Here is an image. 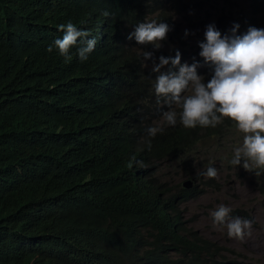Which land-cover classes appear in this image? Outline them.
<instances>
[{"label": "trees", "instance_id": "obj_1", "mask_svg": "<svg viewBox=\"0 0 264 264\" xmlns=\"http://www.w3.org/2000/svg\"><path fill=\"white\" fill-rule=\"evenodd\" d=\"M66 22L63 0H0V264H144L161 252L180 258L164 264H209L180 210L205 190L167 182L219 151L233 172L235 129L135 128L120 103L98 96L94 62L47 51ZM258 190L264 205L262 181Z\"/></svg>", "mask_w": 264, "mask_h": 264}, {"label": "clouds", "instance_id": "obj_2", "mask_svg": "<svg viewBox=\"0 0 264 264\" xmlns=\"http://www.w3.org/2000/svg\"><path fill=\"white\" fill-rule=\"evenodd\" d=\"M63 1L74 22L56 26L58 39L47 51L56 47L66 62H94L98 96L120 103L135 128L148 129L150 137L180 125L216 127L228 122L239 141L230 161L233 172H251L262 201L258 184L264 183V0ZM137 163L144 167L142 161ZM197 175L202 173L184 177L179 172L167 184L173 192L177 186L205 187L194 183ZM204 175L214 180L218 171L209 167ZM185 204L180 205L182 217ZM230 211L220 205L212 212L214 226L226 227L230 238L251 235L252 222L235 211L231 218ZM189 230L209 264H228L216 244ZM167 258L180 259L161 252L144 264H164Z\"/></svg>", "mask_w": 264, "mask_h": 264}, {"label": "rangeland", "instance_id": "obj_3", "mask_svg": "<svg viewBox=\"0 0 264 264\" xmlns=\"http://www.w3.org/2000/svg\"><path fill=\"white\" fill-rule=\"evenodd\" d=\"M216 144L215 140H209L198 145L196 158L200 151H206ZM223 159L219 151L217 156H206L202 164L194 161V167L202 173V181L209 180L204 175L209 167L216 168L218 175L214 179V187L201 186L205 194L184 205L187 228L196 232L198 238L216 244L228 264H264V207L256 189L257 180L251 172L241 175L227 172L223 168ZM220 205L231 209V218H234L232 213L235 211L237 217L252 222L251 235L247 241H244L245 238H230L226 227L214 226L211 213Z\"/></svg>", "mask_w": 264, "mask_h": 264}, {"label": "bare ground", "instance_id": "obj_4", "mask_svg": "<svg viewBox=\"0 0 264 264\" xmlns=\"http://www.w3.org/2000/svg\"><path fill=\"white\" fill-rule=\"evenodd\" d=\"M244 241H247L249 239V235L248 234H245V237H244Z\"/></svg>", "mask_w": 264, "mask_h": 264}, {"label": "water", "instance_id": "obj_5", "mask_svg": "<svg viewBox=\"0 0 264 264\" xmlns=\"http://www.w3.org/2000/svg\"><path fill=\"white\" fill-rule=\"evenodd\" d=\"M187 186H190V184H187Z\"/></svg>", "mask_w": 264, "mask_h": 264}]
</instances>
